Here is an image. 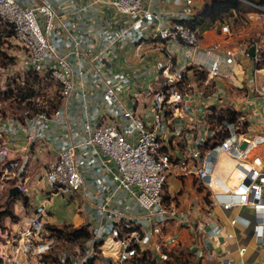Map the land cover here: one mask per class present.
Segmentation results:
<instances>
[{"label":"built area","instance_id":"obj_1","mask_svg":"<svg viewBox=\"0 0 264 264\" xmlns=\"http://www.w3.org/2000/svg\"><path fill=\"white\" fill-rule=\"evenodd\" d=\"M69 1L62 11L56 0H0V26L12 27L27 67L42 80L51 78L59 90L50 111L29 113L25 107L22 117H3L0 157L11 155L10 143L21 135L22 157L28 146L42 151L51 142L56 157L45 172L51 193L68 197L83 191L92 211L90 234L75 252L63 253V262L169 264L180 242L170 228L184 226L200 236V256L213 253L211 264H248V243L217 256L211 243L221 235L222 242L236 237L243 221L253 226V242L264 245V156L259 153L264 134L242 129L238 116L211 121L213 111H204L189 123L183 115L198 107L193 91L199 80L212 83L234 73L233 67L223 71V62L250 54L248 46L219 39L205 43L192 23L198 0H175L178 7L165 9L145 6L146 0ZM103 5L117 16H104ZM90 9L100 10L101 21L88 29L72 15ZM254 11L249 16L261 18L263 12ZM220 31L232 34L230 23H222ZM130 47L141 65L130 66ZM147 51L156 54L151 63ZM223 154L234 160L232 182L219 165ZM184 184L194 192L203 188L199 202L178 197ZM16 185L25 189L20 181ZM239 208L252 209V218ZM44 221L34 219L40 226ZM4 253L0 248L2 263Z\"/></svg>","mask_w":264,"mask_h":264},{"label":"rangeland","instance_id":"obj_2","mask_svg":"<svg viewBox=\"0 0 264 264\" xmlns=\"http://www.w3.org/2000/svg\"><path fill=\"white\" fill-rule=\"evenodd\" d=\"M210 1L198 0L197 11ZM240 1L237 11L233 8L222 10L216 13L215 19L212 16L200 14L201 24L198 26L201 32L210 29L220 31L222 23L227 21L231 28L238 23L246 25L248 30L247 33L244 32L242 36H239L241 40L250 42L258 40L261 37L257 33L258 24L249 21L248 15L254 10L264 13V9L253 5L252 0ZM261 2L258 4L264 6V0ZM256 12H252L255 17ZM12 30L11 26H0V128L4 126L3 117L6 118L8 115L22 117L25 107L28 108L29 113L39 108L50 111L59 99V90L54 81L51 78L42 80L37 73H33L27 67L25 52L13 36ZM19 85H26L30 95L24 96L19 91ZM231 115V110L219 109L214 119L221 121L224 116L232 119ZM240 120L243 121L241 128L245 129L246 122L241 118ZM2 138L0 137V140ZM15 141L10 143L11 155L0 157V248L6 252L4 263L0 254V264H66L62 259L63 253L75 252L77 247L82 246L87 234L81 230L88 227L89 223L74 225L44 221L41 226L34 223V219L37 220L42 215L47 218V214L54 215L58 212L53 207L42 206V202L47 203L53 195L46 180L45 172L48 164L41 157L42 151L36 150L34 145L28 146L22 157L19 147H22L24 142L19 139ZM222 161L232 160L228 154H223ZM234 176L237 178L236 172ZM17 181L22 182L25 189L9 195L10 186L16 185ZM203 194V188L199 187L194 192L192 188L185 185L180 188L177 195L187 201L192 199L199 202ZM72 208L74 209V206ZM244 211L241 210L240 213L246 214L247 212ZM248 215L245 216H252V214ZM170 231L176 232L180 242L174 248L169 264H200L202 259L195 252V244L200 240V236L190 233L184 226H172ZM208 232L211 233L212 230L209 229ZM207 262L211 263V261L205 263L208 264Z\"/></svg>","mask_w":264,"mask_h":264},{"label":"crops","instance_id":"obj_3","mask_svg":"<svg viewBox=\"0 0 264 264\" xmlns=\"http://www.w3.org/2000/svg\"><path fill=\"white\" fill-rule=\"evenodd\" d=\"M25 1L27 3H32L37 2L38 0ZM77 1L79 3L86 2V0ZM56 5L60 8V10L67 11L70 7V1L56 0ZM145 6L156 9H165L176 8L179 4L175 0H146ZM107 7V5H103L104 11L102 13L104 16H113V14L117 16V14L114 13V9ZM96 11L100 10L90 9L83 15L73 14L72 16L75 18L79 17V19L83 21L84 25L90 29L91 27L99 26V22L101 21V18H99ZM248 18L249 21L258 24L259 29L257 33L260 34L261 37L256 40V42L259 46L260 53L258 56L239 53L237 61L233 64L226 62H223L222 64L223 71L227 72L230 67H233L234 73H230L228 76H217L212 83H205V81L199 80L196 90L193 91V105L198 107L195 108V106H193L190 110L183 111V115L186 116V118H184V122L191 123L198 121L201 119L204 111H213L212 114H209V119L213 121L215 120L214 116H216L217 110L225 108L235 110L237 116L246 122V128L249 132H252L253 134H264V13L261 15V18H250L249 15ZM246 22L247 20L245 23ZM247 30L248 28L246 25H240L239 23L235 27H232V34H229L227 37H225V32L217 31L216 29H210L207 31L202 30V39L205 43H209L210 41L216 39L225 40L228 41V44L230 45L242 47L248 46L249 49V46L255 41H243L239 38V36H242V33H247ZM152 55H156L155 52L147 51V62H152ZM126 57L130 60L131 67L141 65V59L136 55L133 47L128 48ZM18 139L24 141L22 135ZM259 153L264 156V144L262 143L259 147ZM41 157L48 165L55 159L56 150L51 142H48L45 145L44 150H42ZM87 183V188H91L92 186L89 185L90 183ZM84 197L85 194L83 191L68 197L63 196L62 194H53L51 198L48 199L49 203H42H44L45 207H53V209L58 212L54 215L47 214V218L42 215L43 219L52 223H72L74 225L89 223L92 217V211L87 208V202L84 200ZM72 206H74V209ZM241 210H245L244 212H247L246 214H252L253 216L252 209L239 208V210H237L238 213H240ZM246 214L241 215L245 216ZM252 216L248 218H252ZM236 230L237 235L231 240L222 242L224 239L221 235L218 239L211 243L214 255L217 256L218 254H221L224 249L235 250L238 244L243 242L249 244V251L247 253L248 264H264V245L258 246L253 242L252 224H247L242 221ZM195 247V252H197L198 257L202 259L200 264H206V261H211L209 259L213 256V253H211L212 256L204 254L202 257L199 253L203 252V248L201 249L199 246V249L196 244Z\"/></svg>","mask_w":264,"mask_h":264},{"label":"trees","instance_id":"obj_4","mask_svg":"<svg viewBox=\"0 0 264 264\" xmlns=\"http://www.w3.org/2000/svg\"><path fill=\"white\" fill-rule=\"evenodd\" d=\"M256 3H262L263 0H252ZM241 1L240 0H211L210 2H206L201 9H199L196 14L194 15L192 19L193 25H199L201 24L200 14L209 15L212 16V18H217V12H220L222 10H227L228 8L232 7H239ZM202 26V25H201ZM28 88L24 86L19 87V91L23 93L24 96H29ZM231 118L235 119L237 117L236 111L231 110ZM87 226V225H86ZM87 236L90 234L89 228L86 227L83 230H81Z\"/></svg>","mask_w":264,"mask_h":264},{"label":"bare ground","instance_id":"obj_5","mask_svg":"<svg viewBox=\"0 0 264 264\" xmlns=\"http://www.w3.org/2000/svg\"><path fill=\"white\" fill-rule=\"evenodd\" d=\"M229 158L232 161H225L223 163V161H222V159L220 157L219 165H220V167H222V171L225 173L227 181L228 182H232V181L236 180V178L234 176L236 171L234 170V167H233V161H234L233 157L231 155H229Z\"/></svg>","mask_w":264,"mask_h":264},{"label":"water","instance_id":"obj_6","mask_svg":"<svg viewBox=\"0 0 264 264\" xmlns=\"http://www.w3.org/2000/svg\"><path fill=\"white\" fill-rule=\"evenodd\" d=\"M249 52H250V54H253V55L256 53V48H255V44H254V43H252V44L249 46ZM246 143H247V141L244 140V141L242 142L241 146H242V147L245 146ZM18 191H20V188H19L18 185H13V186H11V187L9 188V194H10V195H13V194L17 193Z\"/></svg>","mask_w":264,"mask_h":264}]
</instances>
